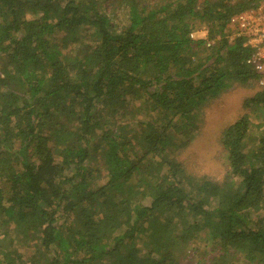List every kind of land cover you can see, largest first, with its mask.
<instances>
[{
    "label": "trees",
    "instance_id": "16d2710c",
    "mask_svg": "<svg viewBox=\"0 0 264 264\" xmlns=\"http://www.w3.org/2000/svg\"><path fill=\"white\" fill-rule=\"evenodd\" d=\"M263 4L0 0V264H264V87L230 38ZM252 83L224 178L188 169L206 107Z\"/></svg>",
    "mask_w": 264,
    "mask_h": 264
},
{
    "label": "rangeland",
    "instance_id": "374dc122",
    "mask_svg": "<svg viewBox=\"0 0 264 264\" xmlns=\"http://www.w3.org/2000/svg\"><path fill=\"white\" fill-rule=\"evenodd\" d=\"M205 35L204 30L193 33L194 37ZM257 89H260L257 83L236 85L206 107L200 132L179 157L188 169L198 174H208L219 181L224 178L226 160L218 138L227 123L238 115L253 112L251 107H245L244 98Z\"/></svg>",
    "mask_w": 264,
    "mask_h": 264
},
{
    "label": "built area",
    "instance_id": "2783aa9c",
    "mask_svg": "<svg viewBox=\"0 0 264 264\" xmlns=\"http://www.w3.org/2000/svg\"><path fill=\"white\" fill-rule=\"evenodd\" d=\"M264 4L257 10H249L234 16L230 26L233 33L230 38L245 37V44L254 48L248 62L261 77L264 87Z\"/></svg>",
    "mask_w": 264,
    "mask_h": 264
}]
</instances>
